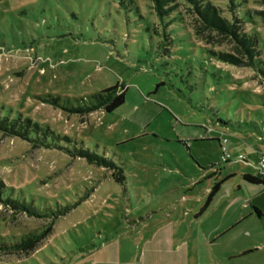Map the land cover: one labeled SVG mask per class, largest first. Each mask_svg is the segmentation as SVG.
I'll use <instances>...</instances> for the list:
<instances>
[{
  "label": "rangeland",
  "instance_id": "1",
  "mask_svg": "<svg viewBox=\"0 0 264 264\" xmlns=\"http://www.w3.org/2000/svg\"><path fill=\"white\" fill-rule=\"evenodd\" d=\"M203 1L254 40L252 64L190 0L166 17L152 0H0V115L51 132L0 129V264H264V185L243 179L264 153V0ZM122 84L117 110H65Z\"/></svg>",
  "mask_w": 264,
  "mask_h": 264
},
{
  "label": "trees",
  "instance_id": "2",
  "mask_svg": "<svg viewBox=\"0 0 264 264\" xmlns=\"http://www.w3.org/2000/svg\"><path fill=\"white\" fill-rule=\"evenodd\" d=\"M157 7L158 12L163 16L166 17L169 10L174 9L176 6H172L171 3L174 0H152ZM192 4L195 5L197 13L202 17L203 21L205 22L206 26L212 27L215 29H219L221 31H226L229 34H233V36L238 40V42L245 48L247 54H248V60L249 64H252L255 60V51H254V43L252 38H248L246 34L244 33H238V28L235 27L234 24L230 23L227 19H223L220 17V15L217 12L216 7L211 5L210 3H206L203 0H190ZM221 58L224 60H231L234 64H241L240 60L232 58L227 53H220L218 54ZM125 94L126 89L125 86L122 85H113L111 87H108L104 90L99 91L98 93H95L92 98L93 101L89 106L87 104L80 105L78 107H72L67 106L65 110L70 111L74 114H89L93 111H96L98 109L104 110L106 112H112L114 110H117L118 108L122 107L125 103ZM54 102V101H53ZM55 103V102H54ZM224 124H228L226 121L220 120ZM255 128V122L252 124ZM255 126V127H254ZM251 128V129H252ZM0 129L2 131H5L7 134L14 135V136H20L23 138L32 139L31 134L33 133H40L43 132L44 136L48 133H51L49 130H44L43 126H41L38 122L32 121L29 117H23L22 115H19L17 118H11V117H3L0 115ZM187 146V143L183 141ZM72 154H75L76 156L85 157L89 159L90 161H94L97 157L95 153H91L89 151H85V149H77L71 151ZM118 182L122 181L124 179V176L116 178ZM243 179L246 182H249L251 184H257V185H264V177H260L253 174H245L243 175ZM222 182H219L215 184L212 189L210 190L208 194V198H206L205 204L202 208V211L200 213L205 212L208 207L211 205L213 199L216 197L217 193L219 192L220 186ZM2 184L0 183V193H1ZM7 202L11 203L12 206L25 210L24 205L7 200ZM254 210L256 211L258 216H264V211L256 208L254 206ZM31 215H34L35 213L30 212ZM51 226L48 227L47 230H45V233H50ZM37 235H34L32 237H28L27 240H23L20 244H28L32 240L36 239ZM18 244V245H20Z\"/></svg>",
  "mask_w": 264,
  "mask_h": 264
},
{
  "label": "built area",
  "instance_id": "3",
  "mask_svg": "<svg viewBox=\"0 0 264 264\" xmlns=\"http://www.w3.org/2000/svg\"><path fill=\"white\" fill-rule=\"evenodd\" d=\"M227 141L228 139L224 138L223 141L220 142V148L222 151L221 159L223 162H226L228 159H230L232 155L226 146ZM258 155H259L258 158L260 159V165H259L260 170L257 171L258 172L257 176L264 177V153H260V154L258 153ZM239 158L243 159L244 161H248V159L254 161L253 158H250V156H245L243 154L239 156Z\"/></svg>",
  "mask_w": 264,
  "mask_h": 264
},
{
  "label": "crops",
  "instance_id": "4",
  "mask_svg": "<svg viewBox=\"0 0 264 264\" xmlns=\"http://www.w3.org/2000/svg\"><path fill=\"white\" fill-rule=\"evenodd\" d=\"M256 207V206H255ZM263 211V210H262ZM251 251H244L242 254H240L241 256H246L247 254H249Z\"/></svg>",
  "mask_w": 264,
  "mask_h": 264
}]
</instances>
